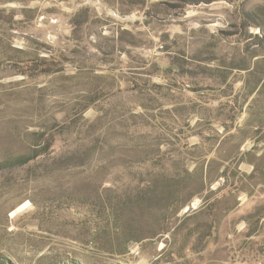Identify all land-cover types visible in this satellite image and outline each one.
Wrapping results in <instances>:
<instances>
[{"label":"rangeland","instance_id":"rangeland-1","mask_svg":"<svg viewBox=\"0 0 264 264\" xmlns=\"http://www.w3.org/2000/svg\"><path fill=\"white\" fill-rule=\"evenodd\" d=\"M0 264H264V0H0Z\"/></svg>","mask_w":264,"mask_h":264}]
</instances>
